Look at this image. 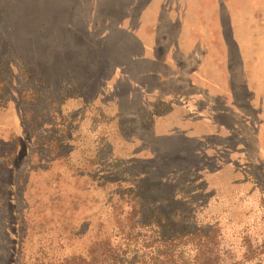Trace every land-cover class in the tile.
<instances>
[{
    "label": "rangeland",
    "instance_id": "1",
    "mask_svg": "<svg viewBox=\"0 0 264 264\" xmlns=\"http://www.w3.org/2000/svg\"><path fill=\"white\" fill-rule=\"evenodd\" d=\"M50 16L58 24L45 29ZM9 40L32 58L0 82V249L17 241L26 264L88 255L133 206L119 163L152 158L157 144L196 151L209 196L197 220L226 228V264H264V0H0V51ZM31 68L49 79L33 82V101L21 97Z\"/></svg>",
    "mask_w": 264,
    "mask_h": 264
},
{
    "label": "trees",
    "instance_id": "2",
    "mask_svg": "<svg viewBox=\"0 0 264 264\" xmlns=\"http://www.w3.org/2000/svg\"><path fill=\"white\" fill-rule=\"evenodd\" d=\"M41 1L45 4L47 0ZM72 8L77 9L76 5H72ZM120 9L121 6L118 10ZM42 15L45 16V14ZM3 16L2 21L5 24L10 23V17L7 14ZM42 19L40 24L45 29H53L58 24L51 16L50 20ZM107 21L108 18H104L103 24L105 25ZM72 23H65L66 27L74 29ZM27 35L22 37H31L30 34ZM37 40L46 44L48 42L46 33H43ZM12 46H14L12 40H9L5 43L6 49L4 47L0 51V69L3 74L0 76V82L7 85L11 80L7 74L8 65L16 62L22 71V66L26 67L28 63H31L30 58L27 57L32 58V56L19 54ZM95 48L99 51L100 44L95 45ZM43 80L49 81L45 73L38 74L36 68H31L26 76L27 90L21 91V97L24 99L30 94L33 101L35 97L43 96L42 91L33 83ZM79 86L78 84L77 87ZM37 107L31 103L25 108V121L33 134L40 126L36 120L40 113ZM47 109L45 106L41 111H47ZM41 140L48 144L54 141L52 137L37 136L35 145ZM171 148V153L166 151L167 154H162L159 152L162 147L154 144L151 146V151L155 153L152 158L137 157L129 162L119 163L118 167L121 169L118 168L115 172V181L121 183L123 181L121 176L124 172H128L133 177L124 192V195L131 196L133 206L128 211L124 208L117 211L118 225L114 235L105 234L100 238L98 234L88 255L74 253L58 264H129L131 261H137L138 264H226L225 254L230 251L229 244H226V239H228L226 228L214 223H199L197 220L198 208L204 207V203L209 198L208 192H205L206 184L204 182L196 184L197 168L193 155L197 153L189 151L191 148L188 146ZM52 154L50 149L47 156L51 157ZM113 173L114 170L108 171L111 176L114 175ZM154 173L157 176H154ZM108 174L107 176H110ZM0 226H2L1 223ZM23 233L24 230L21 234ZM112 236L119 238L121 242H113ZM244 236V240L250 246L256 244L255 242L259 239L257 231L256 234L253 232ZM182 240L186 241L182 242ZM181 244H192L196 250V257L190 260L185 259L182 252L186 253V246ZM8 247L0 249V264H26L23 256H20V243L16 241L15 246L11 245L9 249ZM141 254L145 255V259H140Z\"/></svg>",
    "mask_w": 264,
    "mask_h": 264
}]
</instances>
